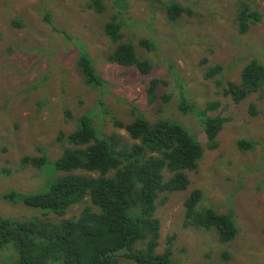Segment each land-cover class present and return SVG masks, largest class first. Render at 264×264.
<instances>
[{
	"label": "rangeland",
	"instance_id": "obj_1",
	"mask_svg": "<svg viewBox=\"0 0 264 264\" xmlns=\"http://www.w3.org/2000/svg\"><path fill=\"white\" fill-rule=\"evenodd\" d=\"M87 3L0 0V218L41 217L38 209L2 198L10 191L37 192L54 178L47 167L21 169V158L43 155L52 163L69 146L75 118L83 114L102 135L116 133L128 141L112 121L130 122L135 108L152 123L170 119L181 124L204 150L196 171L186 172L188 189L162 196L163 202L157 204V252L173 236L175 264H264V84L240 103L224 93L229 82H239L247 63L263 62L264 0H104L101 14ZM169 3L186 10L174 22L166 18ZM242 4L261 17L244 34L239 33L237 20ZM46 13L50 24L44 21ZM113 15L122 24L121 41L134 46L138 59L150 65L148 73L109 60L115 45L103 28ZM141 40L149 47L140 45ZM79 50L90 56L105 82L102 88L84 85L75 67ZM216 65L220 73L206 77ZM153 79L164 84L150 95L148 84ZM181 92L199 109L217 103L218 109L209 115L228 119L215 149L207 148L196 117L177 111ZM164 95L170 96L168 103L162 101ZM251 105L255 115L249 112ZM241 139L253 142L251 148L240 150ZM193 190L202 194L198 209L233 214L238 229L233 241L220 243L213 230L184 227L183 203ZM85 206H91L88 198L63 217L48 218L72 219ZM0 264H17L11 244L0 248Z\"/></svg>",
	"mask_w": 264,
	"mask_h": 264
},
{
	"label": "trees",
	"instance_id": "obj_2",
	"mask_svg": "<svg viewBox=\"0 0 264 264\" xmlns=\"http://www.w3.org/2000/svg\"><path fill=\"white\" fill-rule=\"evenodd\" d=\"M155 1V0H151ZM87 8L101 14L104 0H88ZM181 6L165 5L167 21L174 22L185 13ZM260 15L240 5L237 16L238 31L247 32L249 25L260 21ZM44 21L50 24L49 14ZM122 24L117 15L104 25V33L115 45L109 60L122 67H132L148 73L150 65L138 59L134 46L122 40ZM140 45L149 43L141 40ZM75 67L84 85L102 88L103 79L98 76L86 51L79 50ZM221 67L210 68L206 77L219 74ZM164 82L149 81L148 93ZM264 84L263 62L251 60L240 74L239 82H229L224 89L234 103H240ZM164 103L169 95L162 97ZM218 109L217 103H207L199 109L181 92L177 111L181 115L192 114L201 125L207 148H216V138L228 119L210 116ZM251 115L254 107L249 106ZM65 116L70 117L65 110ZM128 123L113 120L116 128L123 129L126 138L112 133L102 135L92 124L88 114L75 118V130L67 137L68 147L52 163L46 156L20 159V168L49 169L53 179L44 183L37 192L2 194L4 200L38 209L41 217L23 220L0 218V248L11 244L17 253V264H119L121 260L133 264H175L172 242L167 239L162 252H157L160 238V222L155 216L157 204L167 194L184 192L190 180L186 172L196 171L204 150L184 126L170 119L155 122L147 120L135 108ZM253 142L241 139L237 142L242 151L250 149ZM86 173V174H81ZM165 174L168 178L165 179ZM43 188V189H44ZM201 191H191L184 200V227L216 233L220 243L233 241L238 229L233 214H221L213 208L198 209ZM89 199L72 219L52 222L50 215L63 217L72 207ZM160 199V200H159Z\"/></svg>",
	"mask_w": 264,
	"mask_h": 264
}]
</instances>
